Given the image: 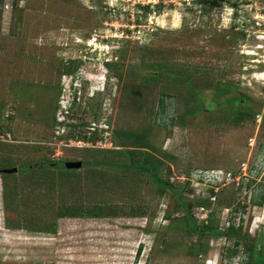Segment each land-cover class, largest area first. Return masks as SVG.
Segmentation results:
<instances>
[{
  "label": "rangeland",
  "instance_id": "1",
  "mask_svg": "<svg viewBox=\"0 0 264 264\" xmlns=\"http://www.w3.org/2000/svg\"><path fill=\"white\" fill-rule=\"evenodd\" d=\"M263 74L264 0H0V264H248Z\"/></svg>",
  "mask_w": 264,
  "mask_h": 264
},
{
  "label": "trees",
  "instance_id": "2",
  "mask_svg": "<svg viewBox=\"0 0 264 264\" xmlns=\"http://www.w3.org/2000/svg\"><path fill=\"white\" fill-rule=\"evenodd\" d=\"M113 63V60H112V62H108V63H106L105 64V69H106V71H108V68H109V66H110V64H112ZM163 101V100H162ZM162 101H161V104H162ZM237 102H242V103H244L246 106H251L252 105V103H251V99H250V97H248V96H245L244 94H242V93H239L238 95H237V97H235L234 99H232L230 102H228V104L230 105V106H232V105H234L235 103H237ZM249 115H250V117L252 118V119H255L258 115H259V111L257 110V111H255V112H249ZM262 120H263V122H264V113L262 114ZM136 144L137 145H139V146H141L142 145V143L140 142V140H139V138H137L136 139ZM127 157H128V159L129 160H131L132 162H131V167L132 166H134V168H136V169H138V170H145V171H147L150 175H152L153 177H154V179L158 182V185L160 186V187H162V190H170V191H175L174 190V188L171 186V185H169L167 182H162V181H160L159 179L157 180V178H156V171H155V169L152 167V165H151V163H149V162H147V163H138V162H134L133 161V159L131 158L132 157V155H130V153L128 152V155H127ZM145 162V161H144ZM59 165H61V164H59ZM43 166V165H42ZM42 166H39V168H42ZM128 168V167H127ZM65 171H75V170H66L65 169ZM2 175H4V174H2ZM231 175H228V181H230L231 180V177H230ZM234 176V175H233ZM233 178V177H232ZM210 192H211V194L213 195L214 193H213V190L212 189H210ZM68 214H70V215H74L75 214V212H73V211H71V212H69ZM187 220H188V227H189V229H190V231L192 232V233H195V234H200L201 236H206V235H210V236H214V237H216V238H219V237H221L222 236V233H220L219 231H218V229H215V228H208V227H206V226H203V227H198L197 225H196V221L190 216V215H188L187 214ZM227 230L229 231H232V232H235L234 230V226L231 224H229L228 226H227ZM237 230H242V228H241V226H239L238 227V229ZM240 237H242L243 239H246V235H241ZM239 241H236L235 242V248L237 249L238 248V246H239ZM250 246H246L245 247V252L246 253H248L249 254V256H250V258H251V261L250 262H248V264H264V252H258V251H256V249L254 248V244L251 242L250 244H249ZM140 248V247H139ZM138 248V249H139Z\"/></svg>",
  "mask_w": 264,
  "mask_h": 264
},
{
  "label": "clouds",
  "instance_id": "3",
  "mask_svg": "<svg viewBox=\"0 0 264 264\" xmlns=\"http://www.w3.org/2000/svg\"><path fill=\"white\" fill-rule=\"evenodd\" d=\"M112 60H113V59H111V60L108 59V60H106V63H108V62L110 63V62H112ZM106 63H103V65L106 64ZM104 66H105V65H104ZM105 70H106V69H105ZM101 76H103V78H104V82H105V77H106L107 80H106L105 84H107V83H109V82H112V81H111V80H112V79H111V76H110V75L108 76V74H107V75H106V74H103V75L97 76L96 78H99V77H101ZM84 79H85V78H84ZM84 79H83V80H84ZM96 80H98V79H96ZM90 82H91V81H90ZM76 90H77V89H73V93L71 94V97H72V98H71V101L68 103V104H69V108H71V107L75 104V101H76V99H77V98H76ZM103 90H104V88L102 89V91H103ZM220 176H222V174H221ZM220 176H219V177H215L214 179H212L214 184L217 185L219 182L222 183L223 181H227L228 178H229L228 176H226V178L221 182Z\"/></svg>",
  "mask_w": 264,
  "mask_h": 264
},
{
  "label": "water",
  "instance_id": "4",
  "mask_svg": "<svg viewBox=\"0 0 264 264\" xmlns=\"http://www.w3.org/2000/svg\"><path fill=\"white\" fill-rule=\"evenodd\" d=\"M65 169L68 170H78L82 167V163L81 162H65L61 164ZM17 172V169H4V170H0V174H12Z\"/></svg>",
  "mask_w": 264,
  "mask_h": 264
},
{
  "label": "flooded vegetation",
  "instance_id": "5",
  "mask_svg": "<svg viewBox=\"0 0 264 264\" xmlns=\"http://www.w3.org/2000/svg\"><path fill=\"white\" fill-rule=\"evenodd\" d=\"M91 78V77H90ZM83 82L84 83H90V79L89 78H85L84 80H83ZM82 82V83H83ZM88 89V88H87ZM76 95H77V93H76ZM66 114H68V113H66ZM55 126H57V128H66V126L67 125H65L62 121L61 122H58V123H55ZM89 127H87V129H88ZM91 130H94V129H92V128H90Z\"/></svg>",
  "mask_w": 264,
  "mask_h": 264
},
{
  "label": "bare ground",
  "instance_id": "6",
  "mask_svg": "<svg viewBox=\"0 0 264 264\" xmlns=\"http://www.w3.org/2000/svg\"><path fill=\"white\" fill-rule=\"evenodd\" d=\"M88 45H93L91 41L88 42ZM264 77V74L260 76V78Z\"/></svg>",
  "mask_w": 264,
  "mask_h": 264
},
{
  "label": "built area",
  "instance_id": "7",
  "mask_svg": "<svg viewBox=\"0 0 264 264\" xmlns=\"http://www.w3.org/2000/svg\"><path fill=\"white\" fill-rule=\"evenodd\" d=\"M65 113H67V111H65ZM64 118V117H63ZM59 122H61V121H59Z\"/></svg>",
  "mask_w": 264,
  "mask_h": 264
}]
</instances>
